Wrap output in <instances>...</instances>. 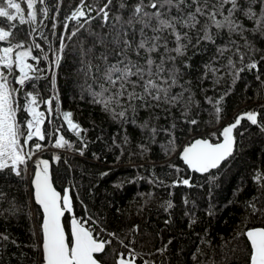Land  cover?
<instances>
[{
	"label": "trees",
	"instance_id": "trees-1",
	"mask_svg": "<svg viewBox=\"0 0 264 264\" xmlns=\"http://www.w3.org/2000/svg\"><path fill=\"white\" fill-rule=\"evenodd\" d=\"M30 17L0 14V44L30 51L29 75L11 67L8 78L16 125L23 144L41 118L29 154L57 150L36 158L70 196L67 237L81 217L105 241L102 264L128 251L151 264H249L245 231L264 228V0H43ZM239 113L218 168L183 160L194 137L219 141ZM28 171L0 167V264L42 263Z\"/></svg>",
	"mask_w": 264,
	"mask_h": 264
},
{
	"label": "water",
	"instance_id": "water-1",
	"mask_svg": "<svg viewBox=\"0 0 264 264\" xmlns=\"http://www.w3.org/2000/svg\"><path fill=\"white\" fill-rule=\"evenodd\" d=\"M247 113H239L220 130V140L211 142L205 137H195L180 153L184 161L190 162L198 172L218 168L234 152V131ZM42 125L39 124V137L33 128L24 135L23 146L28 166H32L30 188L33 203L41 212L40 254L41 264H102L95 256L104 251V244L95 240L90 231L74 217L68 220V237L62 217L71 209L69 194L61 193L52 184L50 164L29 154L30 138L42 140ZM43 150L40 152L42 153ZM245 238L251 250L249 264H264V228L251 227L245 231ZM115 264H134L124 259Z\"/></svg>",
	"mask_w": 264,
	"mask_h": 264
},
{
	"label": "rangeland",
	"instance_id": "rangeland-1",
	"mask_svg": "<svg viewBox=\"0 0 264 264\" xmlns=\"http://www.w3.org/2000/svg\"><path fill=\"white\" fill-rule=\"evenodd\" d=\"M42 1L43 0H3V5L0 7V14L9 18H16L18 21L29 22L31 20L30 11L32 6L36 3L41 4ZM4 33L5 31L0 29V41L3 38L2 35ZM60 48L61 44L59 43L56 53L52 51V66H55L57 62L56 60L59 57ZM52 50H54V48H52ZM29 55L30 51L26 47L13 48L11 46L0 44V167L11 165L15 169L19 162L25 163L26 167L28 166L24 154V147L20 141L18 127L16 125V110L18 105L16 93L15 90L11 92L8 78L9 75L13 73L11 67H13L14 70L16 69L18 74V76L15 77V80H19L20 78L29 75L28 72L33 70L31 63L27 62V57ZM45 103L46 109L49 110V100L45 101ZM252 117V115H248V118ZM40 122H42L41 118L37 121L35 127H33V125H29L28 127L29 131L33 128V133L37 137H39ZM225 124H223V126ZM33 148L36 150L34 153L41 149L36 144ZM45 149L49 151L51 150L50 152L52 156H55L56 151L54 149ZM77 220L80 221V219Z\"/></svg>",
	"mask_w": 264,
	"mask_h": 264
},
{
	"label": "built area",
	"instance_id": "built-area-1",
	"mask_svg": "<svg viewBox=\"0 0 264 264\" xmlns=\"http://www.w3.org/2000/svg\"><path fill=\"white\" fill-rule=\"evenodd\" d=\"M70 18L72 19H77L82 17V12L80 10H74L71 12V14L69 15ZM68 131L71 134H74L78 129H80V126L76 123H72V122H68ZM94 238L99 240V235L95 234ZM101 241V240H100ZM105 242V241H102ZM117 259H125V260H130L132 262H134L135 264H151V263H147L145 260H140L138 255L133 252V251H128V252H118L117 254Z\"/></svg>",
	"mask_w": 264,
	"mask_h": 264
},
{
	"label": "flooded vegetation",
	"instance_id": "flooded-vegetation-1",
	"mask_svg": "<svg viewBox=\"0 0 264 264\" xmlns=\"http://www.w3.org/2000/svg\"><path fill=\"white\" fill-rule=\"evenodd\" d=\"M37 121H38V120H36V121H34V122H33V124H34V126H33V127H35V124L37 123Z\"/></svg>",
	"mask_w": 264,
	"mask_h": 264
}]
</instances>
